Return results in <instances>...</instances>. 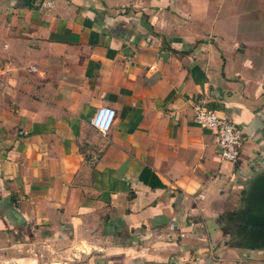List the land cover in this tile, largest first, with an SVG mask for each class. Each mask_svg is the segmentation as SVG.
Instances as JSON below:
<instances>
[{"label": "crops", "instance_id": "0c3cea01", "mask_svg": "<svg viewBox=\"0 0 264 264\" xmlns=\"http://www.w3.org/2000/svg\"><path fill=\"white\" fill-rule=\"evenodd\" d=\"M263 173L264 0H0V264H264Z\"/></svg>", "mask_w": 264, "mask_h": 264}, {"label": "built area", "instance_id": "2783aa9c", "mask_svg": "<svg viewBox=\"0 0 264 264\" xmlns=\"http://www.w3.org/2000/svg\"><path fill=\"white\" fill-rule=\"evenodd\" d=\"M194 121L201 127L212 132L214 141L219 147V158L235 162L241 152L244 134L229 119L207 107L201 99L194 100ZM116 111L113 107L102 105L95 108L89 124L98 132H106L115 119Z\"/></svg>", "mask_w": 264, "mask_h": 264}, {"label": "water", "instance_id": "95a60500", "mask_svg": "<svg viewBox=\"0 0 264 264\" xmlns=\"http://www.w3.org/2000/svg\"><path fill=\"white\" fill-rule=\"evenodd\" d=\"M248 200L236 232L253 248L264 247V173L250 186Z\"/></svg>", "mask_w": 264, "mask_h": 264}]
</instances>
